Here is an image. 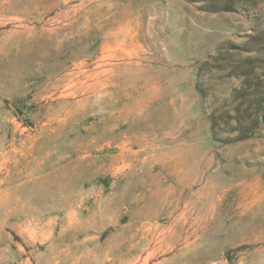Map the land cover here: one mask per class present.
Returning <instances> with one entry per match:
<instances>
[{
  "label": "rangeland",
  "instance_id": "374dc122",
  "mask_svg": "<svg viewBox=\"0 0 264 264\" xmlns=\"http://www.w3.org/2000/svg\"><path fill=\"white\" fill-rule=\"evenodd\" d=\"M262 62L264 0H0V264H264Z\"/></svg>",
  "mask_w": 264,
  "mask_h": 264
},
{
  "label": "trees",
  "instance_id": "16d2710c",
  "mask_svg": "<svg viewBox=\"0 0 264 264\" xmlns=\"http://www.w3.org/2000/svg\"><path fill=\"white\" fill-rule=\"evenodd\" d=\"M191 1H205L207 8L210 10H234L238 7L241 0H191ZM254 1L257 0H244ZM263 68L259 75H256V81L253 85L248 84L249 87H254V91H247V95L251 97L248 105L239 109L235 107L236 114L231 116L234 119V126L231 128L235 131L234 140L248 138L253 136L261 128V120L264 119V62ZM246 86V84H245ZM238 92V91H237Z\"/></svg>",
  "mask_w": 264,
  "mask_h": 264
}]
</instances>
